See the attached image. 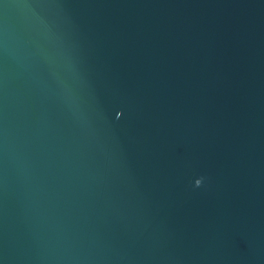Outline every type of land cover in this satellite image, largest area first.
Here are the masks:
<instances>
[{
    "label": "water",
    "instance_id": "water-1",
    "mask_svg": "<svg viewBox=\"0 0 264 264\" xmlns=\"http://www.w3.org/2000/svg\"><path fill=\"white\" fill-rule=\"evenodd\" d=\"M3 264H264V0H0Z\"/></svg>",
    "mask_w": 264,
    "mask_h": 264
},
{
    "label": "snow or ice",
    "instance_id": "snow-or-ice-1",
    "mask_svg": "<svg viewBox=\"0 0 264 264\" xmlns=\"http://www.w3.org/2000/svg\"><path fill=\"white\" fill-rule=\"evenodd\" d=\"M0 264H3V260L2 259H0Z\"/></svg>",
    "mask_w": 264,
    "mask_h": 264
}]
</instances>
